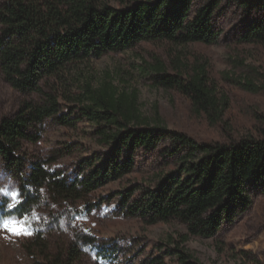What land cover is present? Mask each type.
<instances>
[{
	"label": "trees",
	"instance_id": "16d2710c",
	"mask_svg": "<svg viewBox=\"0 0 264 264\" xmlns=\"http://www.w3.org/2000/svg\"><path fill=\"white\" fill-rule=\"evenodd\" d=\"M227 7L262 10L238 42L264 45V0H0V73L18 92L39 96L21 100L0 118V163L18 180L22 197L8 213L29 214L44 190L64 201L80 200L132 173L139 151L156 152L164 164L151 185L132 183L100 200L115 198L112 212L122 218L147 225L178 222L186 236L151 245L111 238L99 244L97 255L111 262L128 243L134 249L124 256L142 254L139 264H202L183 246L187 237L215 236L249 209V189H264V114L255 116V134L234 136L224 129L220 139L198 140L143 116L135 94L109 83L92 87L86 81L78 95L62 90L70 92L74 68L92 57L143 42L216 44L222 30L214 18ZM155 61L146 68L151 85L178 91L211 124L221 121L226 98L217 94L203 65L168 72ZM242 85L259 89L248 81ZM47 121L70 129L82 121L93 125L101 149L77 162L70 181L53 166L56 153L30 156L25 150V143L41 138ZM76 255L71 250L67 257L46 256L33 264H73Z\"/></svg>",
	"mask_w": 264,
	"mask_h": 264
},
{
	"label": "rangeland",
	"instance_id": "374dc122",
	"mask_svg": "<svg viewBox=\"0 0 264 264\" xmlns=\"http://www.w3.org/2000/svg\"><path fill=\"white\" fill-rule=\"evenodd\" d=\"M261 13L259 8L250 11L224 8L214 18L215 26L222 30L214 45L143 42L123 52L92 57L79 63L71 73V78L76 80L71 93L62 92L78 95L86 81L92 87L109 83L127 96L135 94L137 108L143 116L158 118L168 129L183 131L198 140L220 139L225 136L224 129L232 131L234 136L255 134V116L264 114V45L241 43L238 37ZM155 60L168 72L176 67L190 70L194 65H203L217 94L226 98L221 121L211 124L204 115L195 113L189 99L178 91L151 85L146 68L155 64ZM244 81L258 87V91L247 90L242 85ZM23 99L38 100L39 96L18 92L0 73V118L11 115ZM92 131L93 125L88 121L80 122L74 129L47 121L41 138L33 144L25 143V150L30 156L56 153L53 166L70 181L77 173V162L89 152L101 149ZM161 164L164 161L160 154L139 151L135 170L121 180L76 201L58 199L44 190L40 201L23 217L9 214L8 210L13 208L9 205L18 203L0 194V264H33L46 256L67 257L71 250L77 251L73 264H139L142 254L124 256L134 249L128 243L119 246L117 257L111 262L99 258V244L111 238H131L148 245L168 241L169 237L181 240L186 229L178 222L147 225L122 218L112 212L115 198L100 200L132 183L151 185ZM0 188L20 193L18 180L2 163ZM249 195L251 204L245 213L211 238L188 236L183 242L185 249L202 264H264V189L251 188ZM19 200L22 201L21 196ZM13 220L19 221L18 227L31 235H14L3 227L5 222ZM85 235L96 241L86 242Z\"/></svg>",
	"mask_w": 264,
	"mask_h": 264
},
{
	"label": "snow or ice",
	"instance_id": "6c2138e0",
	"mask_svg": "<svg viewBox=\"0 0 264 264\" xmlns=\"http://www.w3.org/2000/svg\"><path fill=\"white\" fill-rule=\"evenodd\" d=\"M0 194H3L5 196H10L16 203H19V197H20V193L18 191H12L9 192L6 188H0ZM9 207H14L13 204H10ZM20 224L19 221H8L5 222L3 224V227L5 229H8L9 231H11L14 235H31L30 232H28L26 229L22 228V227H18V225Z\"/></svg>",
	"mask_w": 264,
	"mask_h": 264
}]
</instances>
